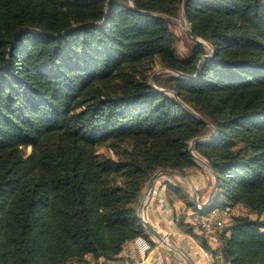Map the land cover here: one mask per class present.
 Returning <instances> with one entry per match:
<instances>
[{
  "label": "trees",
  "instance_id": "1",
  "mask_svg": "<svg viewBox=\"0 0 264 264\" xmlns=\"http://www.w3.org/2000/svg\"><path fill=\"white\" fill-rule=\"evenodd\" d=\"M182 11L209 56L197 40L178 53L166 15ZM156 58L181 74L151 83ZM212 134L194 144L219 181L207 211L258 214L230 216L223 260L264 264V0H0V264H88L150 240L147 181L186 173L190 142ZM108 142L119 158L97 152Z\"/></svg>",
  "mask_w": 264,
  "mask_h": 264
},
{
  "label": "crops",
  "instance_id": "2",
  "mask_svg": "<svg viewBox=\"0 0 264 264\" xmlns=\"http://www.w3.org/2000/svg\"><path fill=\"white\" fill-rule=\"evenodd\" d=\"M187 169L186 173L182 172L183 174L167 173L158 176L154 185L158 189V193L152 196L145 207L147 221L164 236V240H169L170 245L182 250L193 264H226L217 243L209 242L211 247L215 249V254H213L205 250L199 241L178 226V220L182 217L186 222H191V214L196 211L188 202L193 203V191L198 194L200 201L204 202L214 190L215 178L212 172L205 174L192 168ZM187 171L189 172L187 173ZM186 176L190 179L188 190L183 181ZM210 177L212 185L209 183ZM168 182L180 186L181 191L170 188ZM150 237L153 239L152 241H158L157 237L151 234ZM179 253V251L159 240L157 244L153 245V250L142 258L131 240L124 245L113 262L120 260L130 264H190L185 257L186 261L182 260L178 255ZM88 257L91 256L87 255L86 258L88 259ZM107 261L112 262L110 259ZM104 264L108 263L105 262Z\"/></svg>",
  "mask_w": 264,
  "mask_h": 264
},
{
  "label": "rangeland",
  "instance_id": "3",
  "mask_svg": "<svg viewBox=\"0 0 264 264\" xmlns=\"http://www.w3.org/2000/svg\"><path fill=\"white\" fill-rule=\"evenodd\" d=\"M166 17L169 18L170 20V25H171V28L172 30L175 32V34L177 35V40L175 42V46L178 50V53L182 56V55H187L191 48H192V45H193V42H194V38L191 36L190 34V31H189V28H190V23L187 21L185 15H184V12L182 11L178 16H167ZM202 39V38H201ZM204 42H205V45L206 47L209 49L210 46V43L204 39H202ZM212 48V47H211ZM147 69H146V73L148 74V78H149V81L151 83H154L155 80H154V77L156 75L158 76H162V77H167L169 76L170 74H176V75H179L178 72H175L174 70H170L169 68H166L162 65V63L159 61L158 58H156L154 61H150L148 62L147 64ZM145 66V65H144ZM110 143H104L100 146H98V150L97 152L98 153H102L108 157H111L113 159H117L119 158L117 152L115 149L111 148L110 147ZM28 152L31 151V147H29L28 149ZM196 153V152H195ZM197 154V153H196ZM202 160H196L197 162V165L195 166H192V167H189V169H193V170H196L198 172H204L205 174H209L210 172H212V170L210 169L209 167V163L208 161L202 157L201 155L197 154ZM188 170V169H187ZM159 171V170H158ZM189 171H187L188 173ZM150 180V179H149ZM149 180L147 181L146 183V186L144 187L141 195H140V198H139V201H138V205H137V214L139 216V207H140V203H141V200L142 198L145 196L144 194H146V190H147V185H148V182ZM211 177H210V185H212V181H211ZM184 181V184H185V188L188 190L189 189V185H188V181H190V179L188 178V176H186V178L184 177L183 179ZM191 183V182H190ZM212 187V186H211ZM193 188V187H192ZM189 192V191H188ZM189 195V193H188ZM217 196V195H216ZM216 196L214 197V200L216 198ZM206 201V200H205ZM202 202V201H201ZM213 203V202H212ZM224 206L223 205H220V206H213L209 211L211 213H214L216 212L217 210H220L222 209ZM144 211H145V208H144ZM230 214H227L226 215V222L228 223V221L230 220V216L232 214H240V215H246V214H249L251 217H258V214L256 213H253V212H250L246 207H244L243 205H236V206H233L231 208V210L229 211ZM146 214V213H145ZM262 218H264V213L261 215ZM158 239V238H157ZM150 240L152 241L153 239H151L150 237ZM163 242H165L166 244H169V240H162ZM154 242V244L158 243L159 242V239L158 241H152ZM173 243V242H171ZM180 256V258H182V260H185L184 256L179 253L178 254ZM91 257H88L87 261L90 262V260H92V255H90ZM90 258V259H89ZM186 261V260H185Z\"/></svg>",
  "mask_w": 264,
  "mask_h": 264
},
{
  "label": "built area",
  "instance_id": "4",
  "mask_svg": "<svg viewBox=\"0 0 264 264\" xmlns=\"http://www.w3.org/2000/svg\"><path fill=\"white\" fill-rule=\"evenodd\" d=\"M158 193L157 188H153L150 195L144 198V206L141 215L147 220L144 208L147 206L149 200H151L152 196ZM231 206H224L222 209L217 210L214 213L210 211L199 209V211H194L191 214V222L198 225L199 232L208 240V242H214L218 244L219 249L222 246V240L219 237V233L226 226V215L230 214ZM225 216V217H224ZM131 241V240H130ZM133 243L137 247L139 255L143 258L149 254L153 250L152 242L146 237L139 235L136 238L132 239ZM108 259L104 257H99L98 259L92 258L88 264H104L107 262L108 264H130L127 262L112 261L111 263L107 261Z\"/></svg>",
  "mask_w": 264,
  "mask_h": 264
},
{
  "label": "water",
  "instance_id": "5",
  "mask_svg": "<svg viewBox=\"0 0 264 264\" xmlns=\"http://www.w3.org/2000/svg\"><path fill=\"white\" fill-rule=\"evenodd\" d=\"M189 31H190V34L191 36L197 40L198 42H201L203 44H205V42L199 37L197 36L194 32H193V29L189 28ZM213 52V49L211 47H209V54L205 55L206 56H209L211 53ZM175 72H178V74H181V72L177 71V70H174ZM162 90H165L164 88ZM167 91V90H166ZM214 129L215 126H212ZM215 136V134H212V135H209V136H202V137H197V138H194L191 142H190V151L193 155V157L195 158V160H202L196 153H195V150H194V144L198 141H204V140H209L210 138H213ZM203 161V160H202ZM209 167L210 169L212 170V173L214 174V178H215V182H214V190L212 192V194L210 195V197L204 201V202H201L199 197H198V194L193 191V203L194 205L196 206V208L198 209H203V210H208L210 205L212 204V202L214 201V197L217 195V191H218V188H219V181H218V177H217V174L214 170V168L209 164ZM167 173H180V174H183L181 171L179 170H176V169H171V168H163V169H160L159 171L155 172L149 182H148V185H147V190H146V194H144L145 196L142 198L141 200V203H140V207H139V217H140V220L142 222V224L145 226L147 232L155 237H157L159 240H164V236L153 226L151 225L142 215V211H143V206H144V198H146L147 196L150 195L152 189L154 188V185H155V180L158 178V176L162 175V174H167ZM171 248L179 251L185 258L186 260L190 263V264H193L192 261L185 255V253L178 249L177 247L173 246V245H170L168 244Z\"/></svg>",
  "mask_w": 264,
  "mask_h": 264
},
{
  "label": "bare ground",
  "instance_id": "6",
  "mask_svg": "<svg viewBox=\"0 0 264 264\" xmlns=\"http://www.w3.org/2000/svg\"><path fill=\"white\" fill-rule=\"evenodd\" d=\"M165 239V238H164Z\"/></svg>",
  "mask_w": 264,
  "mask_h": 264
}]
</instances>
